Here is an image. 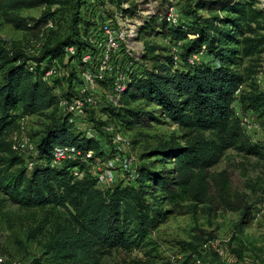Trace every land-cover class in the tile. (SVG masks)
<instances>
[{
    "label": "trees",
    "instance_id": "16d2710c",
    "mask_svg": "<svg viewBox=\"0 0 264 264\" xmlns=\"http://www.w3.org/2000/svg\"><path fill=\"white\" fill-rule=\"evenodd\" d=\"M89 1L0 0V14L15 30L38 34L58 16L68 20L62 35L47 29L34 56L18 44L7 48L0 42V212L9 202L25 213L21 218L25 240L35 243L51 264H99L113 251L140 253L127 264H162L151 235L175 214L236 212L240 214L236 233H240L252 219L253 208L242 200L237 205L233 202L229 173L214 168L227 151L264 164V93L254 84L264 54V10L256 0H172L183 22L169 26L160 13L145 19L138 39L144 44L143 58L150 70L128 85L117 106H100L91 112L90 120L98 130L110 124L127 131L148 129L159 121L175 128L177 135L159 141L141 156L134 182L120 180L101 189L84 163L66 161L51 167L56 146L91 151L96 158L102 153L97 142L83 138L57 118L61 79H52L54 85L44 80L56 63L67 71L70 77L62 81L71 86L70 64L79 62L86 48L79 37L88 25L84 8ZM161 1L162 7L168 2ZM36 8H43L38 19L17 15ZM157 39L182 43L181 66L174 68L168 47L160 46ZM70 47L75 48L74 54L66 52ZM199 53V63L186 64L189 56ZM234 105L258 117L261 141L252 142L245 134ZM150 107L155 110L148 111ZM46 113L50 123L36 142L32 140L38 157L28 170L24 158L12 150L10 137L19 130L22 118ZM215 239L213 233L196 230L184 246L187 256L181 264H194L193 256L201 264L243 260L242 248L231 250L236 257L231 263L201 249Z\"/></svg>",
    "mask_w": 264,
    "mask_h": 264
},
{
    "label": "built area",
    "instance_id": "2783aa9c",
    "mask_svg": "<svg viewBox=\"0 0 264 264\" xmlns=\"http://www.w3.org/2000/svg\"><path fill=\"white\" fill-rule=\"evenodd\" d=\"M90 0L84 8L88 25L80 35V41L86 45L80 61L71 62L73 76L70 85L62 79H67L68 73L62 69L61 83L63 91L58 92L57 118H63L72 130L83 138L91 139L100 145L102 157L96 158L93 152H83L72 146H56L52 150L51 167H60L66 161H77L91 167V174L99 188H110L120 180L134 182L137 178L138 160L133 155H126L124 148L130 146V141L113 125H105L99 130L90 120L91 112H96L100 106L109 104L117 106L122 93L128 85L150 70V63L144 60V44L138 39L139 28L145 19L161 14V20L167 25H177L183 22L181 12L175 1L168 0L161 6L157 0ZM257 7L264 10V0H256ZM187 21V20H186ZM189 21V20H188ZM48 25V24H47ZM189 39L195 36L189 35ZM163 43L168 47L169 56L174 68L182 65V43ZM68 54H74L75 48L66 49ZM264 56V54H263ZM202 54H195L187 58L186 64L193 66L201 61ZM33 70V65L29 68ZM54 70L48 71L44 80L51 84ZM51 75V77H50ZM56 79V80H57ZM254 84L258 91L264 93V72L254 76ZM243 87L235 92L239 95ZM234 114L239 119L241 127L252 139L255 133L263 134L262 127L252 112H242L234 105ZM26 119L19 121V130L11 135V148L20 154L27 165L32 168L38 157V150L33 141L24 135ZM98 166V168H97ZM74 175H79L75 171ZM201 249L212 251L221 259L225 251L215 240L203 244ZM194 264H201V260L193 256ZM29 264L28 262H10L0 256V264ZM169 264H175L172 260ZM239 264H260L259 260L243 259Z\"/></svg>",
    "mask_w": 264,
    "mask_h": 264
},
{
    "label": "rangeland",
    "instance_id": "374dc122",
    "mask_svg": "<svg viewBox=\"0 0 264 264\" xmlns=\"http://www.w3.org/2000/svg\"><path fill=\"white\" fill-rule=\"evenodd\" d=\"M100 1L102 2V0ZM157 3L161 4L162 1L157 0ZM42 12L43 8H36L21 10L17 12V15L23 18L38 19ZM67 24L68 20L58 16L48 23L43 32L44 35L42 32L38 34L36 32L26 33L15 30L5 22L0 14V42L7 48H10L12 44H18L25 49L28 56H34L49 32L47 29L62 35ZM157 43L162 47L166 46L159 39H157ZM51 70H54L52 75L54 79L60 78L62 68L59 65L53 63ZM260 71L264 72V56L261 57L256 74ZM57 88L58 94L60 88ZM147 110L154 111L155 109L150 107ZM254 117L260 123L258 117L256 115ZM49 120V113L43 116L28 117L23 130L24 135L36 142L39 134L50 123ZM117 129L130 141V146L124 148V153L135 156L140 163L141 156L152 150L159 141L167 140L173 134L177 135L175 128L159 121L153 123L148 129L135 128L127 131L119 126ZM252 139V142L261 141L263 134L255 133L252 135ZM153 160H148V162ZM157 168L160 166L158 165ZM214 170H226L229 173L233 202L237 205L242 200L245 205L252 206V219L249 223H244L240 233H236V226L240 220V214L236 212L218 211L211 216L201 211L190 215H171L151 235V240L158 247L162 264H169L171 260L175 264H181L184 261V256H187L184 246L191 241L196 230L214 234L215 241L226 253L224 262L234 261L236 257L231 250L242 248L243 259L259 260L260 264H264V164L254 157L227 151ZM2 198L3 196L0 195V200ZM24 214L17 206L9 202L3 204V209L0 212V220L2 219L0 222V256H4L10 262L21 263L33 260L32 264H51L41 256L40 248L35 243L25 240V223L23 224L21 220ZM232 237H236L237 240L231 242ZM137 256H140L139 252L125 254L113 251L111 255L102 258L99 264H127L129 259Z\"/></svg>",
    "mask_w": 264,
    "mask_h": 264
}]
</instances>
